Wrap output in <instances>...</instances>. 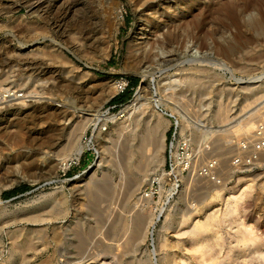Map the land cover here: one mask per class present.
I'll list each match as a JSON object with an SVG mask.
<instances>
[{
	"label": "rangeland",
	"instance_id": "1",
	"mask_svg": "<svg viewBox=\"0 0 264 264\" xmlns=\"http://www.w3.org/2000/svg\"><path fill=\"white\" fill-rule=\"evenodd\" d=\"M192 51L203 62L188 61ZM0 84L31 96L0 108V264H264V158L227 178L224 199L199 194L190 208L183 188L152 225L134 207L164 164L172 117L188 124L180 135L223 147L227 122L264 102V0H0ZM113 104L126 143L112 128L83 139L92 113ZM78 145L79 163L56 177ZM120 168L143 179L131 195Z\"/></svg>",
	"mask_w": 264,
	"mask_h": 264
},
{
	"label": "built area",
	"instance_id": "2",
	"mask_svg": "<svg viewBox=\"0 0 264 264\" xmlns=\"http://www.w3.org/2000/svg\"><path fill=\"white\" fill-rule=\"evenodd\" d=\"M118 15L123 18L126 13L119 9ZM126 87L127 82L122 77L115 80L116 94L122 93ZM23 95L20 88L3 89L0 86V105L22 98ZM115 106L116 104L102 107L98 120L91 124L88 138L86 134L82 138L90 140L92 133L112 128L116 119L110 110ZM172 118L173 130L165 144L164 164L137 192L134 200L135 209L144 216L151 217L154 224L163 216L183 183H186L188 206L195 208L201 191H212L225 183L227 176L223 166L226 162L248 166L255 163L260 154L264 153V104L245 115L243 136L231 139L225 147H216L210 141L194 143L190 137L179 134L175 119ZM82 152L62 161L56 177L69 175L79 163Z\"/></svg>",
	"mask_w": 264,
	"mask_h": 264
},
{
	"label": "bare ground",
	"instance_id": "3",
	"mask_svg": "<svg viewBox=\"0 0 264 264\" xmlns=\"http://www.w3.org/2000/svg\"><path fill=\"white\" fill-rule=\"evenodd\" d=\"M188 55V61H190V62H194V63H201V62H203V60L202 59H200L201 58V55H198L196 52H190L189 54H187ZM213 64V63H212ZM214 64H217L218 66H224L223 65V63H221V62H219L217 59L216 60H214ZM196 67V66H195ZM194 67V68H195ZM200 67V66H199ZM158 70H157V72H159V73H162L163 72V69L161 68V67H158L157 68ZM200 69V68H199ZM199 69H197V71H199ZM156 72H152V73H149V72H147V73H142V74H139V76L141 77V79H143V80H145L147 77H153L154 76V74H155ZM152 80V79H151ZM259 81V83H260V85H262L261 83H263V78H261V77H258V78H256V80L254 81V82H258ZM0 86L3 88V89H15V88H12V87H7V86H4V85H2V84H0ZM142 86V85H141ZM141 86H140V88H141ZM249 87V88H248ZM247 88V92L248 93H250L251 94V96H252V94L254 93V94H256L254 91H255V89H257V87H258V85L257 86H254V87H252V86H248ZM251 87V88H250ZM140 88L138 89V91H137V93H136V95H135V99L134 100H138V98H139V96H140ZM245 90H246V88H245ZM156 91V90H155ZM253 94V95H254ZM24 97H22V98H18V99H15L14 101H12V102H9L10 104L12 103V105H18V104H25L27 101H29V99H28V96H30V94H26V93H24V95H23ZM31 97V96H30ZM156 97V96H155ZM157 99V98H156ZM260 101V100H259ZM258 101V103H257V101H254L253 99H249V101H248V103H246L247 104V107L245 108V109H243L242 110V112H243V118H241L240 119V117L239 116H237V117H235V116H233L232 118H231V120H229L227 123L228 124H231L232 123V125H230L229 127H227V128H225V129H223L222 130V132L218 135V138H220V139H225L226 137H229V136H233L234 138H232V139H238V137H242L243 136V134H244V117H245V113H247V112H249V111H251V110H253L254 108H256V105H259V103H261V102H259ZM262 102H263V100H261ZM134 102V101H133ZM9 103H6V104H4V105H0V108H3L4 106L5 107H7L6 105H8ZM264 103V102H263ZM263 103L262 104H260V105H263ZM9 106H11V105H9ZM8 106V107H9ZM154 106L156 107V108H158V106H159V103L158 102H155L154 103ZM57 111V110H56ZM99 109H97L94 113H92V115L94 116L93 118L91 117H89V120H90V123L91 124H93V123H95L97 120H98V114H99ZM91 116V115H90ZM175 116V115H174ZM114 117V116H113ZM221 120H223V119H225V118H227V116H222V114L220 115V117H219ZM162 121L160 120V119H157V121H156V123H154V129H151V130H153L154 131V133H157V135H158V137H159V148H162V144H163V141H164V133H165V130H166V126L163 128L162 127V123H161ZM186 122V120H184V117L183 116H180L179 115V118H176L175 119V123H176V125H177V127H178V129H179V133H184V131H185V128H186V125H188V124H186L185 123ZM223 122V121H222ZM221 122V123H222ZM226 122V121H225ZM117 123V122H116ZM234 123V124H233ZM224 124V123H223ZM188 127V126H187ZM112 129H114V131H116L117 132V137H119L118 139H119V141H120V139H122V141H127L126 140V135L122 132L121 133V131H123L124 129H125V127H124V125L122 124V122H118L117 124H115L113 127H112ZM219 132V131H218ZM191 133V132H190ZM210 133V132H209ZM190 137H191V135H190ZM109 138H111V136L109 135V133H107L106 134V140H108ZM217 138V137H216ZM193 142H195L194 140H193V137H191L190 138ZM121 141V142H122ZM198 142V141H197ZM226 142V141H225ZM126 143V142H125ZM158 143V142H157ZM199 143V142H198ZM228 143H229V141H227V143L225 144V145H223V147H225V146H227L228 145ZM130 144V143H129ZM126 145V144H125ZM129 146V145H128ZM124 147V146H123ZM121 149V148H120ZM125 149V148H124ZM127 150V149H126ZM125 150V151H126ZM82 152V147L80 146V145H78V147H76L75 148V151H73L72 152V154L68 157V158H70L71 156H73V155H79L80 153ZM127 152V151H126ZM138 152V151H137ZM119 153V152H118ZM138 153H140V152H138ZM97 154H98V151H97ZM121 155V154H120ZM134 152H132L131 151V153L129 152V156H127V157H129V158H127V160H132V158H134ZM142 155H143V153H142ZM126 156V155H125ZM124 157V156H123ZM260 158H258L257 159V161H262L261 159H263L264 158V153H261L260 154V156H259ZM137 158V157H136ZM145 158H146V156H145ZM118 159V158H117ZM147 160H145L144 161V163H142V161L140 162V164L142 163L143 165V168H141V169H143L144 170V172L142 173L143 175V178H144V176H145V172H148L147 171V169H148V167H149V165L151 164V162H150V160L148 159V157L146 158ZM65 160V159H64ZM63 160V161H64ZM122 160V159H121ZM130 160H129V162H130ZM126 161V160H125ZM136 161V160H135ZM129 162H127L128 163V167H130V165H129ZM159 162V161H158ZM125 163V162H124ZM126 163V164H127ZM121 164V163H120ZM134 165L136 164V163H133ZM124 165V164H123ZM138 165V164H137ZM120 166V165H119ZM133 166V165H132ZM136 166V165H135ZM139 166V165H138ZM241 166H244V165H233L232 163H230V162H226L225 164H224V166H223V171L225 172V174H226V176H227V178L228 177H230L231 176V174L232 173H234V171L236 170V169H239V167H241ZM134 167V166H133ZM150 167H152V164L150 165ZM135 168V167H134ZM139 171H141V170H139ZM128 172V171H127ZM142 172V171H141ZM140 173V172H139ZM127 174V173H126ZM125 174V170L124 169H122V168H120V186L121 187H123V186H126V184L128 183V188H124L126 191H125V193H128L129 192V194L131 195V193H132V191H133V189H135L134 188V186L136 187V186H140V185H138V184H140V180H143V179H139V180H137V179H135V181H134V183L132 184L131 183V180L130 181H128L127 182V178H126V175ZM137 177V176H136ZM135 177V178H136ZM227 178H226V180H227ZM137 180V181H136ZM132 181V182H133ZM226 182V181H225ZM183 188H185L186 189V183H183L182 185H181V188L177 191V192H179L180 190H182ZM119 189V188H118ZM137 189V188H136ZM226 190V188H225V184L223 183L222 185H220V186H218V187H216L214 190H212V191H206V190H203V191H201V195L202 196H204L203 198H205L207 195H209V193H211V192H214V193H216V195H218L221 199H224L225 198V194H224V191ZM120 190V189H119ZM121 191V190H120ZM124 191V190H123ZM227 191H228V193H233L234 192V187H230V188H227ZM176 192V193H177ZM184 192L186 193V190H184ZM124 193V194H125ZM123 194V195H124ZM129 195V196H130ZM176 195V194H175ZM174 195V196H175ZM186 195V194H185ZM126 196H127V194H126ZM187 196V195H186ZM123 197H125V195L123 196ZM127 199V198H126ZM201 199V198H200ZM173 200V199H172ZM202 200V199H201ZM188 204V203H187ZM189 207V206H188ZM188 209V208H187ZM166 211V210H165ZM184 211V210H183ZM188 211H190V208L187 210V212H180L181 214H183V215H188L187 213H188ZM165 215H167V214H165ZM168 215H169V213H168ZM191 215L192 214H189L188 215V217H191ZM136 219H138V220H140V222H142L143 221V223H145V224H147V225H152L153 224V219L151 218V217H144V216H141V214H140V212H137V214H136ZM137 220V222H139ZM136 222V226H137V228H136V226H135V230H137L141 225H137L138 223ZM142 225H144V224H142ZM202 227V226H201ZM204 227V226H203ZM122 228V227H121ZM146 228H147V226H146ZM143 229V228H142ZM118 232V231H117ZM114 234V233H113Z\"/></svg>",
	"mask_w": 264,
	"mask_h": 264
},
{
	"label": "trees",
	"instance_id": "4",
	"mask_svg": "<svg viewBox=\"0 0 264 264\" xmlns=\"http://www.w3.org/2000/svg\"><path fill=\"white\" fill-rule=\"evenodd\" d=\"M130 88H131V85L128 83L125 90L122 93L118 94L119 95L118 100H121V99H124L123 101L127 100L128 96H129V89ZM120 103H123V102H120ZM27 188H29L28 185H20V186L14 187V188L4 192V195L12 194V193H15L19 190H23V189H27Z\"/></svg>",
	"mask_w": 264,
	"mask_h": 264
},
{
	"label": "water",
	"instance_id": "5",
	"mask_svg": "<svg viewBox=\"0 0 264 264\" xmlns=\"http://www.w3.org/2000/svg\"><path fill=\"white\" fill-rule=\"evenodd\" d=\"M143 83H144V80L140 78L139 83H138V87H140Z\"/></svg>",
	"mask_w": 264,
	"mask_h": 264
}]
</instances>
